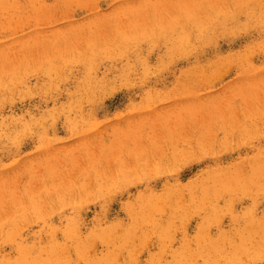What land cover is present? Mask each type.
<instances>
[{
  "label": "rangeland",
  "instance_id": "1",
  "mask_svg": "<svg viewBox=\"0 0 264 264\" xmlns=\"http://www.w3.org/2000/svg\"><path fill=\"white\" fill-rule=\"evenodd\" d=\"M0 264H264V0H0Z\"/></svg>",
  "mask_w": 264,
  "mask_h": 264
}]
</instances>
